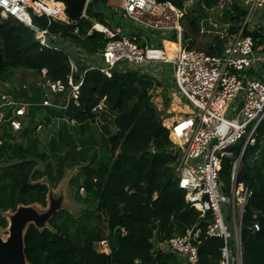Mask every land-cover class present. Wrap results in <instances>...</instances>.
<instances>
[{
	"label": "trees",
	"instance_id": "1",
	"mask_svg": "<svg viewBox=\"0 0 264 264\" xmlns=\"http://www.w3.org/2000/svg\"><path fill=\"white\" fill-rule=\"evenodd\" d=\"M158 1L183 8L187 0ZM223 1L197 0L183 25L188 20L190 32L199 35L208 11ZM247 15V9L237 1L229 0L223 6L222 20L229 35L243 30L244 36L253 39L255 49L264 51V28L251 30L245 24ZM32 19L35 29L47 30L57 38L50 39L55 47L42 45L34 28L0 13V81H9L15 71L26 70L37 75V82L47 70L46 78L65 85L64 92L51 98L54 105L64 108L43 106L48 93L36 82L28 89H24L25 83L14 91H0L33 104L18 131L9 121L12 108H2L6 115L0 119V229L8 228L6 214L20 206L46 207L50 189L59 185L67 170L77 169L70 186L78 203L91 204L82 212L86 221L61 210L48 227L32 225L25 235L28 264H188L158 245L197 229L201 236L196 264H219L224 241L207 235L211 214L202 217L179 187L176 168L180 155L164 125V112L153 102L156 90L165 84L163 79L122 70L109 78L91 69L109 41L104 33L92 31L94 24L113 31L121 28L117 39L129 35L145 45V41L140 42L141 35L131 31L134 25L108 6L107 0H90L86 16L71 25L51 21L45 15ZM190 32H184V44L200 49ZM168 38L177 39L175 34ZM153 40L150 36L149 41ZM226 40L217 36L215 42L200 50L221 56ZM73 58L78 64L76 73L71 70ZM250 75L262 80L264 67ZM70 76L74 84L83 82L78 104L73 98L68 100ZM171 102L169 95L167 106ZM39 115L46 123L59 122L46 150H42L37 132ZM244 147L237 182L251 194L242 222L243 264H264V121L255 132L254 143L246 145V138H242L230 149L234 158L223 159L220 178L226 193L231 187L233 164ZM93 219L98 224L91 225ZM256 223L259 231H254ZM103 240L109 243V254L98 249Z\"/></svg>",
	"mask_w": 264,
	"mask_h": 264
},
{
	"label": "built area",
	"instance_id": "2",
	"mask_svg": "<svg viewBox=\"0 0 264 264\" xmlns=\"http://www.w3.org/2000/svg\"><path fill=\"white\" fill-rule=\"evenodd\" d=\"M191 1L187 0L185 6L179 8L171 2L158 0H107L108 6L118 10L119 16L134 25L136 33L141 35L140 42L145 41L146 44L138 43L137 37L129 35L117 39L121 28L113 31L96 23L92 31L104 33L109 41L99 52L91 69L111 78L116 70L150 73L161 71L156 65L171 67L177 89L171 95L173 104L181 106L182 98L189 103L188 110L182 111L180 116L164 119L175 151L180 155L176 168L179 187L202 217L211 214L207 235L224 241L219 264H243L242 222L251 192L243 184H238L237 173L242 167L245 147L233 164L229 193L225 192L220 173L223 159L234 158L230 149L244 137L246 145L254 143L255 132L264 121V78L256 79L250 75L252 70L264 67V51L255 49L253 39L244 36L243 30L231 35L221 34V39H227L221 56L188 48L183 42V22L189 13ZM233 1L247 9L245 24H251L258 15H262L261 25L264 28V0ZM51 4L53 8L50 10ZM66 9V4L61 0H0L2 17L13 16L32 28L34 15H45L51 21L73 24L75 21L69 18ZM85 16L86 11L82 17ZM211 26L219 28L216 23L211 22ZM35 30L42 45L54 46L50 39L56 40V37L50 36L47 30ZM75 34H79V28L75 29ZM173 34L177 37V48L169 52L167 46L161 43V37H171ZM149 35L155 41L150 42ZM71 70L72 73L78 72L75 58L71 59ZM46 74L47 70H43L36 85L48 93L43 106L57 108L51 98L53 94L64 92L65 85L52 82L46 78ZM69 84L71 91L68 100L73 98L78 104L83 82L74 84L70 76ZM24 89H28V84L24 85ZM0 101V119L6 115L2 108H12L9 121L16 131L20 130L33 104L21 101L14 93L4 92L0 93ZM98 108L102 109L103 104ZM229 113L230 117L227 116ZM259 230V224H254V231ZM200 236V229L190 230L186 235L174 237L158 247L175 253L185 263L196 264L199 260L197 243ZM98 249L107 254L111 252L107 240L101 241Z\"/></svg>",
	"mask_w": 264,
	"mask_h": 264
},
{
	"label": "rangeland",
	"instance_id": "3",
	"mask_svg": "<svg viewBox=\"0 0 264 264\" xmlns=\"http://www.w3.org/2000/svg\"><path fill=\"white\" fill-rule=\"evenodd\" d=\"M192 1H194L192 4H194L196 2V0H192ZM225 3H229V1L224 0L221 5H219L216 8L210 9L208 11L209 21L212 23H217L219 25L218 29H216L212 26V28H214V29L212 30L210 28L208 30L209 27H207V25H204V28L206 30L205 29H203V30L205 32L202 33L203 32V30H202L199 35H196V34L190 32V26H188V20H186L185 25H184V32H190L191 36H193L196 39L197 48L206 49L209 44L215 42V37L221 36V34L227 33L228 25L224 24V22L222 20L223 6L225 5ZM254 20L252 21V23L254 22ZM254 24H257V21H255L251 25H254ZM131 31L136 32L137 30H136V28L132 27ZM147 32L148 31H145V33H147ZM183 35H184V33H183ZM168 45L171 46L172 48L176 47V44H168ZM157 46L160 47L159 45H157ZM157 66L161 68V72H150V74L151 75L153 74L154 76H160L161 75L160 79H163L162 81L165 84L163 87L158 88L156 90L154 97H153V102L157 106L159 111L164 112L163 116L165 118H173V117H176L178 115L180 116L181 115L180 113L182 111L186 112L188 110L187 106L189 107V103L185 99H183L180 95L179 97L182 98L181 107L177 108V106H175L172 109V107L167 106V98H169V95H171L172 92L177 91L174 80L171 81V77H170L171 75L173 76V72H172V69L169 65L168 66L167 65H165V66L156 65L155 67H157ZM148 68L151 69L150 66ZM166 77H167V81H170L167 85H166L167 81L165 80ZM37 79H38L37 75H35V73H33V72L26 71V70H17V71H15L13 77L9 81H5V82L0 81V91H14V90L18 89V87H20L22 84H25V83L28 85L33 84L34 82H36ZM171 98H172V102H173V97H171ZM227 116L230 117V113ZM38 122L41 123V126H38V128H37V132H38V134L41 138V142H42L41 148H42V150H46L48 141L53 136L55 131L59 128V122L55 121V122H51V123H46L47 121L44 119L43 115H39ZM42 166H43L42 163H40L39 167L41 168ZM76 173H77V169L67 170L66 173L64 174L63 179L60 181L59 185L56 188L50 189V193L48 195V204L46 207H43V206H40L37 204L33 205V207L36 208L40 213H43V212H46L50 208L51 202L53 200L54 201L61 200V210H66L71 215H73L75 217H80V219H82V221H86L82 216V212L86 209L87 210L90 209L91 204L85 205L82 203H78L75 200L74 192L70 186V181L76 175ZM81 194L84 195V191L81 192ZM13 213L14 212L10 211L6 214L8 217V220H10ZM90 224L96 225V224H98V222L95 219H93ZM46 226L48 227L49 224H47ZM8 228H9V226H8ZM8 228L0 229V236L4 240L8 239V237H9Z\"/></svg>",
	"mask_w": 264,
	"mask_h": 264
},
{
	"label": "water",
	"instance_id": "4",
	"mask_svg": "<svg viewBox=\"0 0 264 264\" xmlns=\"http://www.w3.org/2000/svg\"><path fill=\"white\" fill-rule=\"evenodd\" d=\"M66 4V12L72 21L80 19L87 9L89 0H61ZM239 172L237 175H239ZM61 210V200L52 201L50 208L40 213L31 206H20L9 221V237L0 236V264H28L25 253V235L34 225L38 229L46 228L52 218Z\"/></svg>",
	"mask_w": 264,
	"mask_h": 264
},
{
	"label": "crops",
	"instance_id": "5",
	"mask_svg": "<svg viewBox=\"0 0 264 264\" xmlns=\"http://www.w3.org/2000/svg\"><path fill=\"white\" fill-rule=\"evenodd\" d=\"M197 1V0H196ZM229 1V0H228ZM233 1V0H232ZM194 1H191L190 2V4H191V6L193 5L192 3H193ZM191 6H190V8H191ZM209 17H206V18H204L202 21H201V31H202V28H204V25L205 24H209L210 25V27L208 28V30L211 28L212 30L215 28L214 26V28H212V26H211V22L209 21V19H208ZM255 21H257V24H254V25H251V24H253ZM261 21H262V15H258L256 18H255V20H254V22L253 23H251V24H249V26H250V29L251 30H255L256 28H258V27H262V25H261ZM210 22V23H209ZM217 24V23H216ZM203 33V32H202ZM227 33H228V31H227ZM219 37H221V36H219ZM149 40V39H148ZM161 43L162 44H164L165 46H168V47H171V46H169L168 44H177V39L176 40H171V39H169L168 37H166V36H162L161 37ZM262 49V48H261ZM157 72H158V70H157ZM159 72H161V71H159ZM163 73V72H162ZM153 75V74H152ZM154 76V75H153ZM155 77H157V79H160L161 78V75L160 76H155ZM171 95H172V93H171ZM175 106H177V108H179V107H181V106H179L178 104H176V103H174L173 104V102L171 103V106L170 107H172V109H173V107H175ZM176 109V108H175Z\"/></svg>",
	"mask_w": 264,
	"mask_h": 264
},
{
	"label": "bare ground",
	"instance_id": "6",
	"mask_svg": "<svg viewBox=\"0 0 264 264\" xmlns=\"http://www.w3.org/2000/svg\"><path fill=\"white\" fill-rule=\"evenodd\" d=\"M29 1H30V0H29ZM52 8H53V5L51 4L49 9L51 10ZM176 48H177V46H176L175 48H172V47H168V46H167V49H168L169 52L175 50ZM172 131L174 132V129H172Z\"/></svg>",
	"mask_w": 264,
	"mask_h": 264
}]
</instances>
